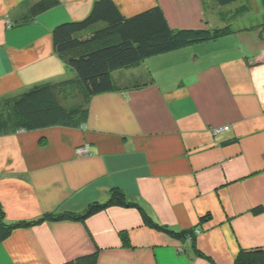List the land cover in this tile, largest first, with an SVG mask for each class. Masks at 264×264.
<instances>
[{"label": "crops", "instance_id": "0c3cea01", "mask_svg": "<svg viewBox=\"0 0 264 264\" xmlns=\"http://www.w3.org/2000/svg\"><path fill=\"white\" fill-rule=\"evenodd\" d=\"M41 1L0 0V100L75 79L52 32L97 0L33 15ZM113 1L126 18L159 7L173 30L228 32L115 72L120 90L94 96L82 127L0 136V221L21 224L0 240V264H235L264 247V0ZM113 190L142 210L23 225L84 213ZM145 213L200 233L173 237Z\"/></svg>", "mask_w": 264, "mask_h": 264}, {"label": "trees", "instance_id": "16d2710c", "mask_svg": "<svg viewBox=\"0 0 264 264\" xmlns=\"http://www.w3.org/2000/svg\"><path fill=\"white\" fill-rule=\"evenodd\" d=\"M228 6L239 0H216ZM58 0H42L32 9L37 15L56 6ZM228 31L173 30L163 11L157 7L134 17H124L113 0H97L87 18L57 25L53 34L54 50L75 72V79L57 84H42L28 91L0 100V136L19 131H36L54 126L82 127L88 116V107L94 96L120 90L114 73L141 66L146 60L184 49L192 44L213 41ZM264 38V25L261 26ZM251 62V61H250ZM112 207H137L126 200L118 190L111 192L105 203H93L84 213L47 215L35 223L46 220L85 222L92 216ZM146 222L164 230L173 237L195 241L191 231L174 232L156 224L145 213ZM211 219V214L200 222ZM0 221V240L14 228ZM77 264H96V256ZM235 264H264V247L242 250Z\"/></svg>", "mask_w": 264, "mask_h": 264}, {"label": "built area", "instance_id": "2783aa9c", "mask_svg": "<svg viewBox=\"0 0 264 264\" xmlns=\"http://www.w3.org/2000/svg\"><path fill=\"white\" fill-rule=\"evenodd\" d=\"M78 154L79 155H83V156L89 154L87 146L84 147V148L79 149L78 150ZM199 233H200V230H197V231L194 232V234H199Z\"/></svg>", "mask_w": 264, "mask_h": 264}, {"label": "clouds", "instance_id": "9594fccd", "mask_svg": "<svg viewBox=\"0 0 264 264\" xmlns=\"http://www.w3.org/2000/svg\"><path fill=\"white\" fill-rule=\"evenodd\" d=\"M197 230H198V229H194V230H193V233H194L195 231H197ZM195 235H198V234H195Z\"/></svg>", "mask_w": 264, "mask_h": 264}]
</instances>
